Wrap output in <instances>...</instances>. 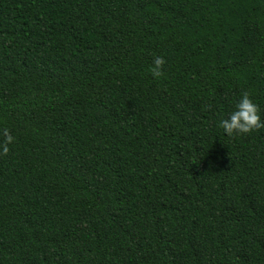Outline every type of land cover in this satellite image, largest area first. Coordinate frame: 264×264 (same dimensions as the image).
<instances>
[{
    "label": "trees",
    "instance_id": "1",
    "mask_svg": "<svg viewBox=\"0 0 264 264\" xmlns=\"http://www.w3.org/2000/svg\"><path fill=\"white\" fill-rule=\"evenodd\" d=\"M243 92L264 120V0H0V264H264Z\"/></svg>",
    "mask_w": 264,
    "mask_h": 264
},
{
    "label": "clouds",
    "instance_id": "2",
    "mask_svg": "<svg viewBox=\"0 0 264 264\" xmlns=\"http://www.w3.org/2000/svg\"><path fill=\"white\" fill-rule=\"evenodd\" d=\"M164 60L160 56H155L150 69L151 76L157 78L161 75V66ZM217 128L224 135L231 138L234 136L246 135L261 127H264V120L261 119L256 103L250 98L247 92H243L234 102L233 110L226 117H221L217 121ZM4 143H0V155L9 152L8 145L14 140L7 128L3 129Z\"/></svg>",
    "mask_w": 264,
    "mask_h": 264
}]
</instances>
